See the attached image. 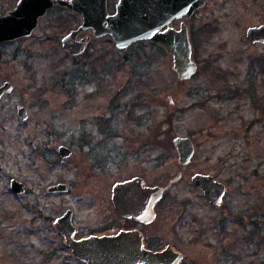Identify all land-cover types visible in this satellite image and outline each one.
<instances>
[{
    "label": "rangeland",
    "instance_id": "374dc122",
    "mask_svg": "<svg viewBox=\"0 0 264 264\" xmlns=\"http://www.w3.org/2000/svg\"><path fill=\"white\" fill-rule=\"evenodd\" d=\"M17 1L0 0V13ZM184 20L198 63L184 80L149 40L122 52L103 36L71 55L62 38L81 15L68 8L48 10L30 36L0 44V85L14 86L0 103V264H82L61 250L56 218L72 209L78 235L121 222L113 184L135 175L169 184L183 170L176 136L192 137L196 153L146 235L182 251L183 264L264 261V72L251 70L264 43L247 37L264 24V0H206ZM195 172L225 183L221 205L193 183ZM13 177L24 193L11 190ZM58 183L68 191H48Z\"/></svg>",
    "mask_w": 264,
    "mask_h": 264
},
{
    "label": "water",
    "instance_id": "95a60500",
    "mask_svg": "<svg viewBox=\"0 0 264 264\" xmlns=\"http://www.w3.org/2000/svg\"><path fill=\"white\" fill-rule=\"evenodd\" d=\"M106 2L107 0H18L12 10L0 13V44L30 36L48 10L54 5H63L80 11L83 15L82 24L62 38L63 48L71 55H80L87 49L91 36L80 38L79 34L93 29L94 37L112 36L122 52L138 41L149 40L172 55L173 68L180 80L189 79L196 74L198 63L193 58L189 25L184 18L191 17L206 4V0H120L114 14L109 13ZM178 20L182 21L176 27L174 22ZM247 37L252 42L264 43V24L249 27ZM13 87L10 81L0 85V103L4 94L11 92ZM18 113L22 119L29 115L23 105L18 107ZM174 144L183 170L169 184L146 186L145 179L141 176L115 183L114 202L122 215L136 217L144 222H151L156 218L157 201L182 176L195 153V144L190 136H176ZM59 153L62 157H69L72 149L61 145ZM192 181L203 190L211 204L223 203L226 185L214 175L195 173ZM10 188L16 194L26 191L25 183L15 177L10 180ZM48 191L66 192L68 186L58 183L49 186ZM73 218L74 211L67 209L56 218L54 225L64 234L74 255L87 264H181L184 258V254L175 250L171 244L160 250L147 248L143 234L138 230L76 239L78 227Z\"/></svg>",
    "mask_w": 264,
    "mask_h": 264
},
{
    "label": "flooded vegetation",
    "instance_id": "af4514ba",
    "mask_svg": "<svg viewBox=\"0 0 264 264\" xmlns=\"http://www.w3.org/2000/svg\"><path fill=\"white\" fill-rule=\"evenodd\" d=\"M18 2V1H17ZM120 2V0H107V2H106V6H107V9H108V11H109V13L110 14H114V13H116V11H117V5H118V3ZM57 8V7H62V8H68V9H70V10H72V11H75V12H78L80 15H81V23L79 24V26L82 24V22H83V15H82V13L80 12V11H76V10H74V9H72V8H70V7H67V6H63V5H54L51 9H54V8ZM50 9V10H51ZM180 21V24H181V21L182 20H178V21H175L174 23H178ZM175 25V24H174ZM180 26V25H179ZM88 32V33H87ZM85 33H87V34H85ZM93 29H87V30H85L84 32H82V33H80L79 34V37L80 38H83V37H86V36H91V40L93 39H96V38H99V37H94L93 36ZM189 33H190V37H191V40H192V32H191V29H190V26H189ZM104 36H110V35H104ZM103 37V36H102ZM112 37V36H111ZM101 38V37H100ZM113 39V38H112ZM91 40H90V42H89V44L91 43ZM113 41H114V39H113ZM115 43V42H114ZM116 45V44H115ZM193 45V44H192ZM89 46V45H88ZM167 126H169V125H167ZM192 138V137H191ZM193 140V139H192ZM173 142H174V139H173ZM194 142V141H193ZM195 144V143H194ZM175 145V144H174ZM195 153H196V146H195ZM195 153H194V155H195ZM194 157V156H193ZM193 159V158H192ZM195 173H199V172H195ZM194 173V174H195ZM200 173H203V172H200ZM193 174V175H194ZM206 174H208V173H206ZM135 176H141V175H135ZM135 176H133V177H135ZM141 177H143V176H141ZM132 178V177H131ZM127 179H130V178H127ZM127 179H125V180H127ZM145 179V178H144ZM125 180H119V181H125ZM119 181H116L115 183H117V182H119ZM115 183L113 184V186H112V203H113V206H114V210H115V212L117 213V214H119V216H120V220H121V222H118L115 218H114V220H111L110 222H108V223H103L102 225H98L97 227H95L94 228V230H91V232L90 233H88V234H82V235H78L79 233H80V228H79V226L78 225H76L75 224V222H74V224L78 227V232H77V234H76V236H75V238L76 239H82V238H85V237H89V236H91V235H115V234H117V233H119V232H121V231H132V230H138V231H140L142 234H143V241H144V243H145V246L147 247V248H149V249H152V250H160V249H162V248H164L165 246H167L168 244H170V243H168V244H166L165 246H163V247H161V244L160 243H157V240H155V239H153L152 237H148L147 235H146V233L144 232V230H145V228H146V226H148L149 224H151V222H153V221H155L156 219H154L153 221H151V222H144V221H141V220H139V219H137L136 217H127V216H125V215H122L119 211H118V209H117V207H116V204H115V202H114V185H115ZM145 185L147 186H155V185H160V184H158V183H154V184H149L147 181H146V179H145ZM160 186H164V185H160ZM172 186V185H171ZM25 187H26V185H25ZM199 188V187H198ZM201 189V188H200ZM226 189H227V187H226ZM202 190V189H201ZM203 191V190H202ZM168 192V189L163 193V195H162V197L157 201V203H156V205H155V210H156V218H157V216H158V211H157V209H156V207H157V205H158V203L163 199V197L165 196V194ZM204 194V193H203ZM207 199V198H206ZM208 200V199H207ZM224 200V199H223ZM209 201V200H208ZM212 205H214V204H212ZM215 206H219V205H215ZM73 221H74V218H73ZM58 230V229H57ZM59 231V230H58ZM60 232V240H61V250H63V249H65L66 250V252H68V250H70L71 251V256L72 257H74L75 258V260H78V261H80V263H82V264H87L84 260H82V259H80V258H78V257H76L75 255H74V253H73V250H72V247H70V245L68 244V242H67V240H66V237L64 236V234L61 232V231H59ZM172 245V244H171ZM173 246V245H172ZM174 247V246H173ZM174 249L175 250H177V251H180V250H178V249H176L175 247H174ZM180 252H182V251H180ZM183 253V252H182ZM184 254V253H183ZM184 257H185V255H184ZM184 259V258H183ZM183 261V260H182ZM181 264H183V262L181 263Z\"/></svg>",
    "mask_w": 264,
    "mask_h": 264
},
{
    "label": "trees",
    "instance_id": "16d2710c",
    "mask_svg": "<svg viewBox=\"0 0 264 264\" xmlns=\"http://www.w3.org/2000/svg\"><path fill=\"white\" fill-rule=\"evenodd\" d=\"M194 42H196V41H194ZM195 46H196V44H195ZM158 48L159 49H162L163 50V48L162 47H160L159 45H158ZM259 59V58H258ZM259 67H257V63H256V61H252V68H251V70H252V72H254V71H256L257 72V70H260L259 72H258V74L259 73H261V72H264V58H263V60H260L259 59ZM80 71V70H79ZM76 75V74H75ZM75 78V79H74ZM255 78V77H254ZM73 79L74 80H76V82H77V79L79 80V81H81V79H82V77H80V75H76V76H73ZM260 264H264V261L263 262H261Z\"/></svg>",
    "mask_w": 264,
    "mask_h": 264
}]
</instances>
